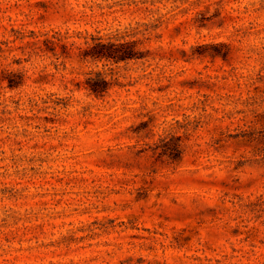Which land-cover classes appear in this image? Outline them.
<instances>
[{
  "label": "rangeland",
  "instance_id": "obj_1",
  "mask_svg": "<svg viewBox=\"0 0 264 264\" xmlns=\"http://www.w3.org/2000/svg\"><path fill=\"white\" fill-rule=\"evenodd\" d=\"M0 264H264V0H0Z\"/></svg>",
  "mask_w": 264,
  "mask_h": 264
},
{
  "label": "trees",
  "instance_id": "obj_2",
  "mask_svg": "<svg viewBox=\"0 0 264 264\" xmlns=\"http://www.w3.org/2000/svg\"><path fill=\"white\" fill-rule=\"evenodd\" d=\"M57 41H49L48 49L56 52L57 46H62L64 49L66 44H61V37L55 36ZM92 42H88V47L84 50L83 60L91 58L93 61H107L114 63L128 62L130 60L140 59L143 52L139 48L138 41H125L123 38L102 36H93L90 38ZM97 80H88L89 90L92 94L101 97L109 90V83L103 77L102 73H97ZM93 81V82H92ZM10 86H15L10 83Z\"/></svg>",
  "mask_w": 264,
  "mask_h": 264
}]
</instances>
